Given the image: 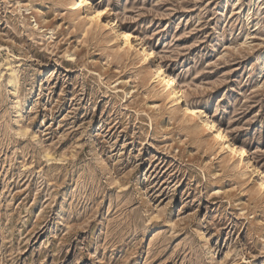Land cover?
<instances>
[{"label":"rangeland","instance_id":"1","mask_svg":"<svg viewBox=\"0 0 264 264\" xmlns=\"http://www.w3.org/2000/svg\"><path fill=\"white\" fill-rule=\"evenodd\" d=\"M90 2L131 46L0 0V264H264L260 179L153 71L264 176V0Z\"/></svg>","mask_w":264,"mask_h":264},{"label":"bare ground","instance_id":"2","mask_svg":"<svg viewBox=\"0 0 264 264\" xmlns=\"http://www.w3.org/2000/svg\"><path fill=\"white\" fill-rule=\"evenodd\" d=\"M73 9L74 10H81L83 8H86L88 12L93 11L92 19L96 20L97 22L104 23L107 30H109L112 35L116 38L122 41L125 45L131 46V33L125 30L120 29L118 23L115 20H108V9L105 8H94L90 2V0H74L73 3ZM119 26V27H118ZM145 47V46H144ZM152 51V50H151ZM138 54L142 55V58L145 59V61H148L152 58L153 53L148 50H143V52H139ZM155 73V80L162 81L163 85H165L167 89V94L169 97V100L172 102H176V106H180L182 108V112L185 115H191L194 118H196L202 127H204L206 130H208L210 133H213L215 136L213 137L214 141H220L221 148L227 152V150L230 151L231 155H234L233 157L237 156L240 158V162H244L245 160L248 161L250 167H247V169L250 171V173L254 172V175H256L260 179L259 187L260 189L264 190V176L261 173L259 167L256 164H253L249 160V154L247 153V150L243 148L242 146L233 144L228 136L222 131L221 128H218L216 124L212 121H209L206 117H202V115L199 113V110L191 109L188 107L184 91L180 87L176 85V80L173 76L170 74H167L163 68L156 67L153 69ZM207 116V115H206ZM256 177V178H257Z\"/></svg>","mask_w":264,"mask_h":264}]
</instances>
